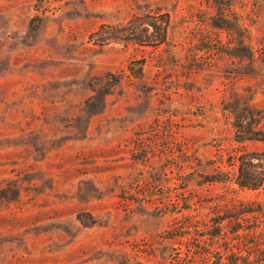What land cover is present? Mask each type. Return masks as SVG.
Wrapping results in <instances>:
<instances>
[{
	"label": "rangeland",
	"instance_id": "374dc122",
	"mask_svg": "<svg viewBox=\"0 0 264 264\" xmlns=\"http://www.w3.org/2000/svg\"><path fill=\"white\" fill-rule=\"evenodd\" d=\"M263 134L264 0H0V264H264Z\"/></svg>",
	"mask_w": 264,
	"mask_h": 264
},
{
	"label": "trees",
	"instance_id": "16d2710c",
	"mask_svg": "<svg viewBox=\"0 0 264 264\" xmlns=\"http://www.w3.org/2000/svg\"><path fill=\"white\" fill-rule=\"evenodd\" d=\"M100 29V35L103 32ZM99 35V32L92 35V38ZM103 41V40H102ZM102 43V42H101ZM250 141H263L262 139H249ZM236 184L243 190H259L264 184V152L262 153H244L238 159V175Z\"/></svg>",
	"mask_w": 264,
	"mask_h": 264
}]
</instances>
